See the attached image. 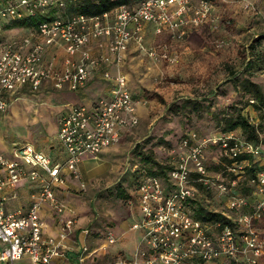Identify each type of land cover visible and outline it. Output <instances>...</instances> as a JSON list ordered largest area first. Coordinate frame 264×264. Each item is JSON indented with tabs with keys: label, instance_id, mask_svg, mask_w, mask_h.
Here are the masks:
<instances>
[{
	"label": "rangeland",
	"instance_id": "rangeland-1",
	"mask_svg": "<svg viewBox=\"0 0 264 264\" xmlns=\"http://www.w3.org/2000/svg\"><path fill=\"white\" fill-rule=\"evenodd\" d=\"M10 1L0 0V10ZM70 1L48 0L61 9ZM142 1L128 0L124 5L132 8ZM176 8L173 6L171 11ZM183 17L185 25L176 29L156 33L149 28L144 34V27L142 38L132 40L118 68L109 71L113 81L117 69L125 75L127 88L136 99L139 121L136 126L125 128L119 140L99 157L82 160L85 166L92 167L79 168L76 186H69L65 203L73 205V223L76 221V227L82 229L79 244L93 253L84 264L139 262L137 254L143 246L144 230L134 227L143 223L135 180L155 169L151 160L144 162L143 153L151 152L154 160L173 164L181 156L187 159L191 148L198 146V160L204 172L191 171L185 184L195 198L194 202H185L193 219L199 208L217 212V222L233 226L239 235L246 230L240 220L254 215L251 204L261 195L251 194L253 173L239 167L230 170L225 152L215 140L222 136L244 141L240 127L222 131L226 120L240 113L258 130L254 161L264 166V108L258 107L241 83L248 78L259 84L264 93V0H186ZM15 19L0 17L1 27L7 29L4 33L5 27H0V41L13 34L22 35L25 27L13 26ZM178 32L183 34L181 38ZM6 101L5 107L0 108V148L37 144L50 132L58 117L56 107L61 104L53 97L44 98L43 92L12 99L6 96ZM186 133L194 137L185 146L182 143ZM187 166L193 168L190 159ZM238 199L247 202L242 209L231 207ZM223 217L227 223L220 220ZM257 217H252L248 228L261 236L264 215ZM198 220L209 226V236L215 237L219 232L216 222ZM108 235L112 236V243L108 242ZM70 236L73 239V231ZM238 242L239 249L243 248ZM260 249L255 256L247 245L243 252L226 257L225 264H264V248ZM15 264L31 261L23 255Z\"/></svg>",
	"mask_w": 264,
	"mask_h": 264
},
{
	"label": "built area",
	"instance_id": "built-area-1",
	"mask_svg": "<svg viewBox=\"0 0 264 264\" xmlns=\"http://www.w3.org/2000/svg\"><path fill=\"white\" fill-rule=\"evenodd\" d=\"M185 1L143 0L136 7L120 5L99 15L76 13L54 17L40 21L32 35L0 41V108L5 107L8 93L20 84L37 89L43 81L50 80L56 89L64 84L71 90L83 88L88 81L89 67L96 66L102 59L107 60L105 56L99 61L91 56L84 47L86 44L97 37L107 38L106 50L119 66L129 42L142 38L146 24H153L156 33L185 25ZM48 5V0H11L0 10V17L21 18L36 12L44 13ZM173 6L178 7L174 12L171 11ZM177 35L181 38L183 34L178 32ZM57 43L63 44L66 53L63 67L59 70L44 62L45 47ZM24 45L28 47L22 50ZM77 54L78 59L75 58ZM103 75L106 80H112L109 72L104 71ZM113 78L107 95L96 98L89 105H70L60 114L57 138L67 153L62 162H52L31 144L15 147L13 160L0 155V191L16 187L22 179L40 181L25 213L20 210L5 213L0 207V264H15L23 255L28 256L31 264H52L54 258L64 255L65 239L71 234L73 218L64 220L57 237L45 238L38 210L44 201L55 204L53 190L63 182V172L76 173L77 164L82 159L97 156L119 140L122 130L138 124L136 99L127 88L125 75L117 69ZM219 140L221 138L215 141ZM184 145H187L186 141ZM221 145L225 149L228 147L225 138ZM230 151L233 155L241 151L258 153L256 147L243 142H234ZM199 154L198 146L192 147L188 153L192 169L187 166L185 157L178 158L168 173V183L158 177H147L138 185L143 223L134 227H142L144 234L143 246L137 254L139 262L134 264H225L226 257L243 252L247 245L255 256L262 251L260 248H264V234L257 235L250 226L248 228L252 217L264 215V171L252 181L251 194L261 195L251 204L254 215H246L240 220L246 230L237 235L233 226L214 221L219 232L212 237L208 233L209 226L193 219L185 207V202L192 197L185 188L189 173L193 170L204 172L198 160ZM22 164L30 166V169L25 170ZM246 203L238 199L232 202L231 207L242 209ZM107 239L109 243L114 241L111 235ZM239 240L243 246L241 249ZM77 253L75 264H84V259L93 254L82 245Z\"/></svg>",
	"mask_w": 264,
	"mask_h": 264
},
{
	"label": "crops",
	"instance_id": "crops-1",
	"mask_svg": "<svg viewBox=\"0 0 264 264\" xmlns=\"http://www.w3.org/2000/svg\"><path fill=\"white\" fill-rule=\"evenodd\" d=\"M2 25H0L1 27ZM154 25L149 23L146 24L144 34L147 32L149 28H154ZM4 29V33L7 32L6 26ZM3 27H1L3 29ZM24 28V27H23ZM34 33V28L25 27L24 32L22 35L20 34H13L11 37L8 38H23L24 36L32 35ZM106 42L107 38L105 37H97L94 38L90 43L86 44L84 47L89 50L91 56L96 58L98 61L101 58L107 57V60L103 59L99 64L96 66L89 67V76L86 85L83 88L78 90H71L68 88L66 84H64L60 89H55L52 85L50 80H45L41 83L40 87L37 89H32L28 84H20L16 87L15 90L8 93V98L12 99L18 95H26L27 93L33 92H43L44 98H55L61 104L56 107V121L51 127L50 132L44 138L38 140L37 144H32L35 149L43 152L46 154L52 162H62L67 153L64 150L63 146L59 142L57 138V129H58V119L60 114L66 110L70 105L73 104H85L89 105L92 101L96 98L107 95L110 88V81L104 78L103 72H109L111 69L118 68L117 64H115V58L111 54H108L106 50ZM130 43V42H129ZM129 46V44H128ZM127 46V47H128ZM28 46H22L21 49L25 50ZM127 50V49H126ZM126 52V51H125ZM123 53V58L124 54ZM66 56L64 51V46L61 43H57L54 45L46 46L45 53H44V62L47 65L52 66L54 69L59 70L63 67V60ZM76 59L79 58L78 54L75 57ZM53 92V93H49ZM46 93V94H45ZM133 94V93H132ZM138 114V108H137ZM139 116V115H138ZM125 130H122L120 135H123ZM15 147L12 145L1 146L0 148V155L9 159L13 160V150ZM104 149L99 152L100 155ZM97 155V156H98ZM99 157V156H98ZM88 157L84 158L87 159ZM82 159V160H84ZM80 161L77 164L76 173H72L70 171H65L62 178L63 182L58 184L54 187L53 193L55 196V204L51 202L44 201L41 203L39 208V218L41 222H43L42 228V236L43 237H57L58 233L61 230L62 223L66 219H70L74 216V208L73 205L69 203H65V199L69 197V186L74 185L76 186L77 173H79V168H87L92 166H85L84 161ZM22 167L25 170H29L30 166L22 164ZM39 173L42 172L39 170ZM77 178V179H76ZM75 180V181H74ZM40 186L39 180L30 181L28 179H22L20 183L14 187H6L0 191V207L3 209L5 213H11L17 210L22 212H26L29 206V203L33 197V194L38 190ZM58 207L61 210H58ZM77 222L73 223L71 226V232L73 231V239L70 238L71 236H67L65 239L66 249L64 251L63 256H59L53 259L52 264H75L77 262L76 257L79 255L77 253L79 244V232L80 229L76 227ZM0 247L2 244L0 243ZM82 257H84L82 255ZM85 258V257H84ZM86 259V258H85ZM84 259V262H85ZM96 259V258H95Z\"/></svg>",
	"mask_w": 264,
	"mask_h": 264
},
{
	"label": "trees",
	"instance_id": "trees-1",
	"mask_svg": "<svg viewBox=\"0 0 264 264\" xmlns=\"http://www.w3.org/2000/svg\"><path fill=\"white\" fill-rule=\"evenodd\" d=\"M126 3H128V0H71L70 3L65 5L64 9H61V8H58L57 5L53 3L50 4L49 2V5L46 8L47 9L46 12L44 13L36 12L34 14H30L27 16H23L21 18H17L12 21V25L34 28L40 21L49 20L54 17H65L71 14H76V13H81L85 15H99L115 7L124 5ZM241 83H242L243 89L251 93L253 98L257 101V103L259 104V105L257 104L258 107L264 108V93L262 92L260 85L257 84L256 82H253L252 80L248 78L243 79ZM237 127H240L244 131V134H245L244 141L226 139L228 147L225 149L221 145L222 139H224L225 137L221 136L219 137L221 138V140H219L217 144H219L225 152L224 159L227 162V165H230L229 169L232 170L231 167H238V165H241V168H245V171L248 170L253 173V176L251 177V179L252 181H254L257 177V174L259 172L264 171V166L260 165L257 161H254L256 154L248 153L246 151H241L233 155L232 154L233 152L230 151V147L233 146L234 142H238V143L243 142L245 144L256 147L259 144L258 130L256 129L254 124H251L246 119V117H244L240 113H237L235 117H229L226 120L225 126L222 131L226 133L231 132ZM191 136H192V133L190 134L186 133L182 144H184V141H186L188 144V142L192 140ZM142 155L144 156L142 158L144 162L146 161L149 162V160H151L152 164L155 165V169L145 172L142 175L136 176L135 185L138 187L140 182H142L147 177H158L164 183H168L169 182L168 173L175 166L177 159L173 162V164L171 163L163 164L161 162L154 160V155L151 152H148L147 154L143 153ZM190 173H189V177H190ZM251 186L253 189V185ZM194 200H195L194 197L188 198L189 202H194ZM199 209L200 210H197L198 212H197L196 219L213 221V222L219 221V219L216 218V216L218 215L217 212H213V211L204 212L203 208H199ZM220 220L225 223L228 222V220H225V217H223V219H220Z\"/></svg>",
	"mask_w": 264,
	"mask_h": 264
}]
</instances>
